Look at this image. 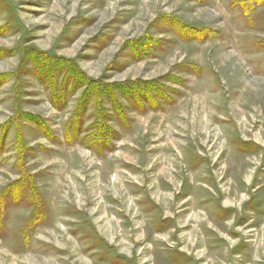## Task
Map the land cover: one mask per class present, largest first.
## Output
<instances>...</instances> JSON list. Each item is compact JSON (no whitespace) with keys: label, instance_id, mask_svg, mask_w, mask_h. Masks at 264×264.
I'll use <instances>...</instances> for the list:
<instances>
[{"label":"rangeland","instance_id":"obj_1","mask_svg":"<svg viewBox=\"0 0 264 264\" xmlns=\"http://www.w3.org/2000/svg\"><path fill=\"white\" fill-rule=\"evenodd\" d=\"M0 264H264V0H0Z\"/></svg>","mask_w":264,"mask_h":264}]
</instances>
